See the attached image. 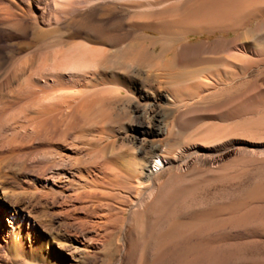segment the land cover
Masks as SVG:
<instances>
[{
	"label": "bare ground",
	"instance_id": "1",
	"mask_svg": "<svg viewBox=\"0 0 264 264\" xmlns=\"http://www.w3.org/2000/svg\"><path fill=\"white\" fill-rule=\"evenodd\" d=\"M95 1L52 0L56 21L59 20L58 13L65 15L70 7L74 6L75 9L77 5L74 10L76 13L72 14V19L67 21V25L94 38V46L77 43V55L74 54L72 59L66 57L68 54L65 55V49L61 48L63 54L60 49V53L55 50L57 52L52 54L50 65L45 61L39 63L38 58V61H35L34 56H27L18 62L10 61L8 71L4 72L8 76L3 83V89L0 88V113H5L11 105H19L18 108L21 107L22 110L35 109L37 112L31 117L23 116L24 119L20 123L15 120L17 117L13 118L14 124H9L8 127H12L5 131H9L7 135H10L6 141L0 142V264H18L26 261L29 264H81L95 257L97 252L105 253L106 257L113 254L118 263L126 256L132 261L135 257V247L132 244L134 242L128 251L125 250L123 229L117 231L112 226L124 225L129 231L136 232V229L141 227L144 216L150 217L159 211L160 220L169 222L176 215V202L168 198V187L158 182L157 175L166 166L172 165L181 153H185L184 163H188L199 148L195 144L178 149L171 148L175 119L178 116L172 118L167 106L175 104L179 91L172 89L173 85L178 84V80L177 74L170 70V65L192 55L193 49L207 46L189 45L186 36L182 35L179 45L172 48V42L156 23L150 25L143 20L144 24L131 25L132 22H127L126 16L123 15L126 13L122 14L125 5L121 2ZM19 4L20 0H5L4 3L0 1V31L6 28L12 33H22L27 29L20 23L19 18L28 17L32 10H25ZM251 20L242 27H246ZM125 24H128L127 28ZM260 28L258 25L254 29H248L250 37ZM219 42L225 45L222 49L227 54L225 56L235 59H232V63L247 51L244 46L233 41ZM33 60L38 65H34ZM74 68L86 73L83 77L85 84L90 83L91 89H94L89 93L92 94L89 98L78 99L77 94L69 98L71 95H65L66 91L63 93L61 87L53 89L49 84L52 91L50 93L44 87L48 80L55 83L61 81L64 71ZM91 68L94 70V78L91 77ZM88 70H91V76ZM46 75H51V79ZM40 84L44 85V90ZM133 89L136 96L132 100L129 98L125 105L123 99L133 94ZM14 91L16 94L12 97ZM128 107L135 111L132 120L134 133L131 136H111L110 141L107 140L103 146L101 143L95 144L86 158L73 156L74 151H71L72 154H59L50 150L53 147H50L49 151L41 150V153L50 156L52 170L44 171L41 175L28 173L29 158L35 156L24 151L28 143L35 140L52 142L68 138L69 133L77 131V126L81 124L78 122L77 125V118L83 117L84 121L86 118L85 123L89 120L88 123H93V126H112L125 119H121V113H118L120 116L116 118H112L109 113L114 110L124 113ZM159 107L161 108L158 109ZM95 111H98L99 115L90 116ZM182 114L178 117L180 127L186 122L182 120ZM81 125L84 126L83 123ZM3 127L0 125V128ZM57 128H60L58 137L52 135V131ZM106 132L101 128V135ZM75 137L77 138L76 134ZM12 163L20 172L25 170V175H10L9 168ZM47 166L45 164L42 169H47ZM42 199L50 202L58 200L57 207L53 210V214L59 216L58 220L52 216L47 219L46 215L50 214L42 204ZM128 211L130 216H126ZM66 225L71 228L78 226L80 230L71 232L66 229ZM111 239L121 245L116 244L115 248H111ZM132 239L135 240L133 237Z\"/></svg>",
	"mask_w": 264,
	"mask_h": 264
},
{
	"label": "rangeland",
	"instance_id": "2",
	"mask_svg": "<svg viewBox=\"0 0 264 264\" xmlns=\"http://www.w3.org/2000/svg\"><path fill=\"white\" fill-rule=\"evenodd\" d=\"M0 1L5 2V0ZM20 1L19 6L25 10L31 9L32 13L26 18H19L20 23L27 28L24 32L12 33L6 28L0 31V62L2 63L0 88L2 89L8 76L4 72L8 71L7 66L10 61L18 62L24 57L34 56L35 61L39 59V63L45 61L50 65L53 55L57 52L55 50L63 54L61 48L65 49L67 51L64 50L65 55L68 54L66 57L72 59L75 57L74 54L77 55V43L92 46L96 44L95 39L88 37L86 32H79L67 25V21L72 19V14L76 13L74 10L77 9V5L75 9L74 6L70 7L65 15L58 13L60 21H56L52 0ZM108 1L115 0H106ZM118 2L125 5L122 14L126 13L123 15L126 16L127 22H132L130 24L134 26L144 24V21L150 25L156 23L155 25L157 27L159 25L167 39L172 42V48L179 45L182 35L186 36L189 45L207 46L193 49L192 55L170 65V70L177 74L178 80V84L173 85L172 89L183 93L179 94L176 91L178 99L173 106H167L169 108L167 111L172 114V118L179 117L183 113L182 120L186 121L180 127L179 119L175 117L174 141L171 148L178 149L195 144L199 149L193 153L188 163H184L186 155L181 153L172 165L166 166L157 175L158 182L168 187V198L176 202V215L171 221L160 220L161 213L157 211L150 217L144 216L141 227H138L135 233L124 225L112 226L117 231L123 229L125 250L132 244L135 247L133 262L126 256L121 263H118L113 254L112 256L108 254L106 257L105 253L97 252L95 257L81 264H264V0H118ZM173 6L179 8L174 9ZM249 19H252L251 22L246 27H242ZM128 24H125V28ZM258 25L261 26L260 30L250 37L247 30L254 29ZM229 40L247 49L242 53L244 55L236 59L237 65L232 63L235 59L232 58L233 61L231 57L225 56L227 54L222 50L225 45L219 42H230ZM34 60L33 64L38 65ZM91 69L92 76L88 71L93 77L94 70ZM67 70L60 78V83L48 80L47 86L40 84V87L43 85L50 93L52 91L49 84H51L53 89L61 87L63 93L66 91L65 95H71L69 98L74 97L75 94L78 99L89 98L92 95L89 93L94 89H91L90 83L85 84L83 77L86 73L75 68ZM46 76L51 79V75ZM16 91L11 94L12 97ZM18 92L20 93L19 90ZM133 92H136L135 89ZM134 93L123 99L125 105L129 98L131 100L135 98L136 93ZM14 106L11 105L5 113H0V117H3L0 125L4 126L0 128V133L2 132L0 142L6 141L5 139L10 135H7L9 131L5 132L12 127H8L9 124L13 125L15 120L20 123L24 119L23 116L31 117L37 112L35 109H23L21 116L19 114L23 111L21 107V111H18L19 105H16V108ZM117 111H111L109 114L112 118H116L118 113L123 114L124 117L121 119L125 120L120 121L122 124L93 126V123H88L89 120L85 123L86 118L85 121L83 117L77 118L75 120L77 125L78 122L84 125H78L77 131H74L77 138L74 133H69L68 138L60 141L35 140L28 143L24 151L27 154H35L34 157L29 158L28 173L41 175L52 170L50 156L41 153V150L49 151V148L53 147L50 150L59 154L62 152L72 154L74 151L73 156L86 158L93 147L98 143L103 146L108 142L107 140L110 141L111 136L126 134L131 136L134 133L132 125L134 109L128 107L125 114L123 111ZM94 115H99V112L90 114L92 117ZM10 117L12 120L15 117L18 119L11 121ZM81 126L84 129L79 130ZM101 128L107 132L101 135ZM81 132H83L82 136ZM52 133L53 136L58 137L60 128ZM99 135L101 139L98 138ZM45 164L48 166L44 170L42 167ZM24 171L20 172L14 163L10 164V175L22 177L25 175ZM57 202L58 200L50 202L42 199V204L50 214L46 215L47 219L52 216L58 220L59 216L53 214ZM126 216H130L129 211ZM66 226L71 232L80 230L78 226L72 228ZM110 241L111 248H115L116 244L121 245L113 239ZM18 264L29 263L26 261Z\"/></svg>",
	"mask_w": 264,
	"mask_h": 264
}]
</instances>
